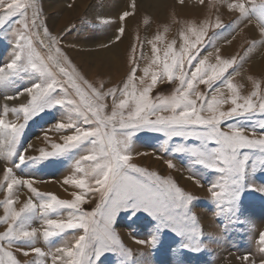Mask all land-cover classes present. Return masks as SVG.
<instances>
[{"label": "snow or ice", "instance_id": "6c2138e0", "mask_svg": "<svg viewBox=\"0 0 264 264\" xmlns=\"http://www.w3.org/2000/svg\"><path fill=\"white\" fill-rule=\"evenodd\" d=\"M35 2L0 0V32L5 29L15 32L17 49L9 63L0 65V87L14 83L23 74L35 77L31 86L22 88L16 94L19 97L27 93L29 99L26 103L13 108L7 105L3 107L0 156L5 159L17 157L18 163H13L19 167L26 161L35 164L78 149H87L88 154L75 160V173L79 175L64 180L66 185L80 189L71 194V200L60 199L52 193H41L33 187L31 179L21 180L13 174L12 168L4 169V181L0 182V188H4L6 195L0 201L3 208L0 224L6 227L0 231V264H20L11 251L13 246L31 244L39 235L48 241L61 236L66 230L76 229L82 230L83 234L71 246L58 247L54 252H45L39 247L21 250L25 256L32 252L40 258L50 257L51 264H96L104 252L117 250L129 258L130 251L123 247L112 228L113 220L121 211H129L133 216L141 211L147 213L157 222L156 233L161 228L171 227L177 235L188 240L183 247L198 251L199 234L191 226L195 223V217L190 215L189 210L193 196L185 193L171 179L130 163L127 148L132 131L129 130L148 128L163 132L169 138L194 137L198 140L199 146L177 147L175 151L189 154L196 165L223 174L221 182L213 184L209 191L221 211L235 213L242 195L249 188L246 183L249 161H252L253 170L257 164L264 169V92L261 91V84L249 77V80H253L254 89L247 96L241 95L238 86L226 76L236 64L235 57L222 59L217 56L215 64H210L207 57L200 58L202 49L198 46L203 43L208 28L221 27L217 19L214 25L207 20L200 25L188 22L179 33V48L176 47V40H173L162 50L158 43L164 37L156 34L148 41L152 55L147 58L145 66L140 68L133 56V66L122 84L101 91L78 75L77 69L59 47L57 38L51 36L46 27L41 35L38 13L33 12L29 19L28 10L35 7ZM200 2L203 3V0ZM227 6L242 17L256 12L255 6L250 9L240 0H233ZM131 7L135 9V0ZM132 14L134 12L125 11L120 19L124 20ZM258 19L264 23V3L260 5ZM12 24L20 25V28H10ZM118 31L122 34L124 28ZM34 38L39 39L40 45L47 49L46 55L37 51ZM141 59H145L143 53ZM54 68L66 79H57ZM138 71L142 75L138 76ZM164 78L169 83L178 81V87L168 96L154 98L152 90ZM137 81L142 87H138ZM199 84L206 85L209 92L198 91ZM221 86L227 88V94ZM69 87L74 90L76 98L68 97ZM60 93L65 95L61 96ZM16 97L8 96L6 99ZM107 98L112 99L110 113L106 111ZM55 106L70 110L66 122L55 124L56 131L72 130L71 134L62 137L63 143H52V151L40 149L39 156L26 157L18 151V146L28 121ZM9 112L17 118L22 114L24 123L9 121ZM246 132H251V135ZM118 133H123V136ZM85 162H88L87 166ZM173 166L169 162V167ZM21 184L39 202L29 197L17 209L14 189ZM252 190L264 193V186ZM91 192H99L101 202L92 212H82L80 205L86 202ZM62 210H69L67 219L51 218L52 214L60 216ZM36 219L43 221L42 232L31 227ZM148 242L155 246L157 235L154 233ZM258 245L262 255L259 264H264V232L259 233ZM249 256L246 254L244 260L248 264H257ZM25 264L47 262L34 260Z\"/></svg>", "mask_w": 264, "mask_h": 264}, {"label": "rangeland", "instance_id": "374dc122", "mask_svg": "<svg viewBox=\"0 0 264 264\" xmlns=\"http://www.w3.org/2000/svg\"><path fill=\"white\" fill-rule=\"evenodd\" d=\"M72 2L74 0H36L35 7L28 10V17L31 19L33 12L38 13L41 35L46 27L48 33L57 38L59 47L71 65L77 69L78 75L101 91L122 84L133 66L131 62L133 56L140 68L145 66L148 62L147 58L152 55L148 41L156 34L164 37V40L158 43V47L162 50L173 40H176V47L179 48L181 43L179 33L188 22L200 25L207 20L214 25L218 19L221 27H209L203 43L198 46L202 49L200 58L207 57L210 64H215L217 56L222 59L235 57L236 64L228 70L226 76L238 86L241 95L247 96L253 91V80L261 84V91L264 92V23L258 19L260 5L264 0H240L246 4V7L256 8V12L250 13L247 17H242L237 11L229 10L227 4L233 0H203V3L200 0H183V3H180V0H135L134 10L131 7L133 0H82V3L80 2L82 5H79L80 10L78 9L75 15L65 19V22L56 28L55 21L53 24L49 20L51 17H57L65 7L69 8ZM109 8L112 9L111 14ZM124 9L134 14L128 16L126 20H121ZM9 27L19 29L20 25L12 24ZM121 27L126 29L122 34L117 32ZM114 37L123 38L127 48L116 53V57L112 58L115 55L103 52L101 47L105 42L112 44L117 39ZM15 43V32L8 29L0 32V65H6L14 58L17 51ZM34 44L41 55H46L47 49L40 45L39 39L34 38ZM83 44L92 45L93 48L87 51L86 55L81 56L78 55L81 53L75 51L73 47ZM134 47L135 52H133ZM141 53L145 59H141ZM105 58L112 59L115 64L105 63L107 60ZM102 60L105 62L103 63ZM53 71L57 73V79H66L55 68ZM137 75H142V72L138 71ZM249 77L253 80H249ZM34 80V76L23 74L14 83L0 87V118L3 117L5 105L13 108L28 101L27 93L19 97H16V94L22 88L31 86ZM137 84L138 87H142L139 81ZM176 87L178 81L169 83L164 78L153 88L152 96L154 98L161 95L168 96ZM221 88L227 94V88L225 86ZM197 90L203 93L209 92L204 84H199ZM60 95L65 94L60 93ZM67 95L69 98H76L74 90L70 87ZM8 96L16 98L6 99ZM105 102L108 105L106 111L110 113L112 99L107 98ZM227 107L228 105L225 106ZM69 114L68 108L55 106L32 117L21 136L18 151L23 152L26 157L39 156L40 149L52 151V143H63L62 137L72 132V130L58 132L54 127L58 122H66ZM163 114L167 115V113ZM7 119L24 123L22 114L17 118L14 113L9 112ZM129 131H132L127 148V154L131 156L130 163L148 172H155L162 178L171 179L185 193L193 196L189 210L190 215L195 217V223L191 226L198 230L200 248L194 251L191 247H183L182 245L188 243V240L177 235L171 227L161 228L159 233H156L157 222L147 213L141 211L133 216L129 211H121L113 220L112 228L123 247L130 251L131 256L125 258L119 250L107 251L96 261V264H248L244 260L246 254H250L249 259H254L259 264L262 255L258 251V237L260 232H264V193L252 189L264 186V169L257 164L253 170L252 161H249L246 175L249 188L240 199L239 209L235 213L221 211L209 189L213 184L221 182L223 174L196 165L189 154L175 151L177 147L199 146L198 140L194 137L169 138L163 132L148 128ZM246 134L251 135V132ZM118 135L123 136V133ZM87 154V149H78L68 155L51 157L35 164L26 161L19 167H15L13 163V161L18 163L17 157L5 159L0 156V182L4 181V169L12 168L17 178L31 179L33 187L41 193H52L60 199L71 200L73 198L71 194L80 189L66 185L64 180L69 176L79 175L75 173V160ZM169 162L174 166L169 167ZM87 163L85 162V166ZM59 181L66 189L64 194H58L54 190L53 184ZM216 190L219 191L218 188ZM14 194L17 209L29 197L34 202H39L23 184L15 187ZM5 195L4 188H0V201ZM100 202L99 192L88 193L86 202L80 205V210L92 212ZM68 211L62 210L60 216L52 214L51 218L67 219ZM2 215L3 208L0 206V216ZM42 225L43 221L36 219L31 227L38 228L42 232ZM5 227L6 225L0 224V231ZM154 233L157 235L155 246L148 242ZM81 234L83 233L80 229L66 230L61 236L50 238L48 241L39 235L31 244L13 246L11 251L20 264L34 260H46L47 264H51L50 257L40 258L32 252L25 256L21 249L27 251L31 247H39L45 252H54L58 247L71 246Z\"/></svg>", "mask_w": 264, "mask_h": 264}, {"label": "bare ground", "instance_id": "6f19581e", "mask_svg": "<svg viewBox=\"0 0 264 264\" xmlns=\"http://www.w3.org/2000/svg\"><path fill=\"white\" fill-rule=\"evenodd\" d=\"M82 0H74V2H72L71 3V5H69L70 7L69 8H67V7H65L64 9H62V11L61 12H59V15L57 16V17H51V19L49 20L50 21V23L52 22L53 24H54V21H55V25H56V28L57 27H60V25L61 24H63V22H65V19H67V18H69V17H71V16H73V15H75V13H77L76 11H78V9H79V7L82 5L81 2ZM81 2V3H80ZM111 3V2H110ZM81 4V5H80ZM113 4V3H112ZM80 5V6H79ZM108 5H109V3H108ZM107 5V6H108ZM111 6V5H110ZM109 7V6H108ZM107 7V8H108ZM115 7V6H114ZM106 8V7H105ZM121 8V7H120ZM119 8V9H120ZM109 9H111V8H109ZM118 9V10H119ZM80 10V9H79ZM125 10V9H124ZM105 11V10H104ZM107 11V10H106ZM110 11H112V9L111 10H109V12ZM116 11V10H115ZM125 11H127V10H125ZM105 13V12H104ZM107 14V13H106ZM110 14H111V12H110ZM115 14V13H114ZM56 19V20H55ZM128 19V18H127ZM125 20H126V18H125ZM125 23V22H124ZM129 23V22H128ZM106 24V23H105ZM110 24V23H109ZM108 24V25H109ZM114 25H116V24H114ZM113 25V26H114ZM117 27V26H116ZM128 27V26H127ZM129 28V27H128ZM59 29V28H58ZM119 29V28H118ZM124 30H126V29H124ZM117 32H118V30H117ZM116 31L114 32V34H116L117 33ZM127 33H129V32H127ZM112 34V33H111ZM125 34V33H124ZM114 38H117L112 44H107L106 42V44L104 43L103 45H102V47H101V49L103 50V52L105 51V53H112V54H116V53H120V52H122L125 48H127L126 46H125V44H126V41L123 39V38H120V37H114ZM109 40H107V42H108ZM111 42V41H110ZM103 43V42H102ZM114 44V45H113ZM95 46H97V45H95ZM94 46V47H95ZM92 48H93V46L92 45H85V44H83V45H77V46H74L73 47V49L76 51L77 50V52H79V53H81V54H78V55H81V56H83V55H86V53H87V51H91L92 50ZM94 50V49H93ZM96 51V50H95ZM73 53V52H72ZM124 53V52H123ZM88 56V55H87ZM112 57V56H111ZM116 57V55L114 56V57H112V58H115ZM99 58V57H98ZM95 59V58H94ZM105 59H107V58H105ZM118 59V58H117ZM80 60V59H79ZM114 60V59H113ZM95 61V60H94ZM103 61V60H102ZM118 61V60H117ZM105 61H103V63H104ZM112 62L114 63V61H112V59H107L106 60V62L105 63H107V64H109V65H111L112 64ZM116 63H118V62H116ZM101 64V63H100ZM99 64V65H100ZM115 64V63H114ZM97 65V64H96ZM98 65V66H99ZM118 66V65H117ZM96 67V66H95ZM111 69H112V67H111ZM63 179V178H62ZM55 187H54V190H55V192H57L58 194H64L65 193V188H64V186H62L61 185V183H60V181L58 182V183H54L53 184ZM62 186V187H61Z\"/></svg>", "mask_w": 264, "mask_h": 264}]
</instances>
